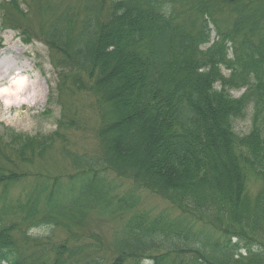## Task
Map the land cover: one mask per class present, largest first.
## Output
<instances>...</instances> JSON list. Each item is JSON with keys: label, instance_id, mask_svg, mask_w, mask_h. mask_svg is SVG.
<instances>
[{"label": "trees", "instance_id": "obj_1", "mask_svg": "<svg viewBox=\"0 0 264 264\" xmlns=\"http://www.w3.org/2000/svg\"><path fill=\"white\" fill-rule=\"evenodd\" d=\"M0 14L49 50L59 103L97 117L90 151L62 132L79 130L70 102L52 134L0 133V264H264L263 129L234 130L250 103L264 113V0H2ZM56 145L61 168L43 163Z\"/></svg>", "mask_w": 264, "mask_h": 264}, {"label": "rangeland", "instance_id": "obj_2", "mask_svg": "<svg viewBox=\"0 0 264 264\" xmlns=\"http://www.w3.org/2000/svg\"><path fill=\"white\" fill-rule=\"evenodd\" d=\"M214 37L215 34L213 33L212 38ZM223 74L226 77L229 76V72L226 70L223 71ZM19 78L27 80L30 90L25 98L21 97L18 101H11L8 104L4 101V95H0V133L12 132L30 137L52 134L58 129L59 122L65 120L63 116L67 109L63 106L70 102L72 109L68 119L76 120L79 130L82 132L73 128L64 129L62 132L65 131L71 147L73 146L79 151H90L95 148L96 141L94 140L93 129L97 117L91 109L89 101L63 97L59 103L56 89L58 77L51 64V55L47 47L36 40L24 43L17 32L2 29L0 22V91L12 86ZM244 92L245 88L231 90L234 98H239ZM254 115L255 109L253 103H250L244 117L235 120V132L241 136L246 135L256 122L261 125L264 134V113L256 121ZM57 147L56 145L47 154L43 163L51 166L55 162L56 166L61 168L63 163L58 157ZM146 201L153 206H163L154 198H149ZM150 204L147 205L151 206ZM88 225L103 233H107L109 229L106 223L96 220H91ZM44 233H49L47 227L38 228L31 232L33 235H46Z\"/></svg>", "mask_w": 264, "mask_h": 264}, {"label": "bare ground", "instance_id": "obj_3", "mask_svg": "<svg viewBox=\"0 0 264 264\" xmlns=\"http://www.w3.org/2000/svg\"><path fill=\"white\" fill-rule=\"evenodd\" d=\"M27 80L25 78H19L12 86L0 91V95H4V101L8 104L11 101H18L21 97H26L29 91Z\"/></svg>", "mask_w": 264, "mask_h": 264}, {"label": "clouds", "instance_id": "obj_4", "mask_svg": "<svg viewBox=\"0 0 264 264\" xmlns=\"http://www.w3.org/2000/svg\"><path fill=\"white\" fill-rule=\"evenodd\" d=\"M54 227V225H51V224H49L48 226H47V228L50 230V229H52ZM33 231H35V229H32V230H30V234H31V232H33ZM44 234H47V233H44Z\"/></svg>", "mask_w": 264, "mask_h": 264}]
</instances>
